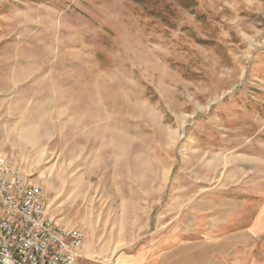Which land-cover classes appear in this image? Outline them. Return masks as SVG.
<instances>
[{
	"label": "rangeland",
	"instance_id": "obj_1",
	"mask_svg": "<svg viewBox=\"0 0 264 264\" xmlns=\"http://www.w3.org/2000/svg\"><path fill=\"white\" fill-rule=\"evenodd\" d=\"M0 154L82 264H264V0H0Z\"/></svg>",
	"mask_w": 264,
	"mask_h": 264
},
{
	"label": "built area",
	"instance_id": "obj_2",
	"mask_svg": "<svg viewBox=\"0 0 264 264\" xmlns=\"http://www.w3.org/2000/svg\"><path fill=\"white\" fill-rule=\"evenodd\" d=\"M85 233L56 220L42 188L0 154V264H78Z\"/></svg>",
	"mask_w": 264,
	"mask_h": 264
},
{
	"label": "crops",
	"instance_id": "obj_3",
	"mask_svg": "<svg viewBox=\"0 0 264 264\" xmlns=\"http://www.w3.org/2000/svg\"><path fill=\"white\" fill-rule=\"evenodd\" d=\"M86 245H85V241L81 250V254L82 257L83 255H86ZM82 257L80 258V260L78 261V264H82ZM154 260H152L151 258H147L144 257L142 255L139 254H123L119 257H117V259L112 263V264H155L153 263Z\"/></svg>",
	"mask_w": 264,
	"mask_h": 264
}]
</instances>
